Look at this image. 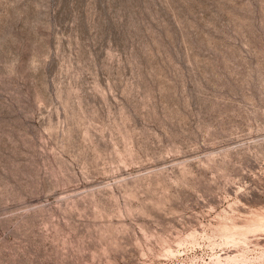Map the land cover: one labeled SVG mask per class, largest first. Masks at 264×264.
Instances as JSON below:
<instances>
[{"label":"rangeland","instance_id":"obj_1","mask_svg":"<svg viewBox=\"0 0 264 264\" xmlns=\"http://www.w3.org/2000/svg\"><path fill=\"white\" fill-rule=\"evenodd\" d=\"M0 264H264V0H0Z\"/></svg>","mask_w":264,"mask_h":264}]
</instances>
